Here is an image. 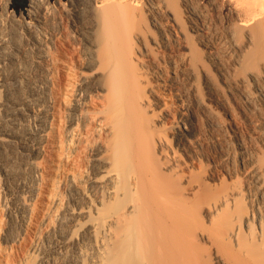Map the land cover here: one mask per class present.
<instances>
[{"label":"bare ground","instance_id":"1","mask_svg":"<svg viewBox=\"0 0 264 264\" xmlns=\"http://www.w3.org/2000/svg\"><path fill=\"white\" fill-rule=\"evenodd\" d=\"M225 8L3 5L0 264H264V1Z\"/></svg>","mask_w":264,"mask_h":264},{"label":"rangeland","instance_id":"2","mask_svg":"<svg viewBox=\"0 0 264 264\" xmlns=\"http://www.w3.org/2000/svg\"><path fill=\"white\" fill-rule=\"evenodd\" d=\"M226 3V8H225V13L229 12L230 9L232 10H240L242 13V16L244 17V11H242V9L244 8H249V6H253L254 3H261L264 0H240L241 2L245 3L243 4V8L239 9L237 7H235L234 5V0H224ZM8 2V8L9 10L15 11L16 13H22L26 11V7L28 5L29 0H0V10L2 9L3 5ZM50 3L55 4L57 2V0H49ZM62 2H68V0H62ZM17 7H21V9L19 11H16L15 8Z\"/></svg>","mask_w":264,"mask_h":264},{"label":"trees","instance_id":"3","mask_svg":"<svg viewBox=\"0 0 264 264\" xmlns=\"http://www.w3.org/2000/svg\"><path fill=\"white\" fill-rule=\"evenodd\" d=\"M16 9V11H19L20 9H21V7H17V8H15Z\"/></svg>","mask_w":264,"mask_h":264}]
</instances>
